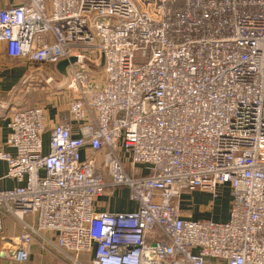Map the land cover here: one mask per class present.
I'll return each mask as SVG.
<instances>
[{"label": "built area", "instance_id": "1", "mask_svg": "<svg viewBox=\"0 0 264 264\" xmlns=\"http://www.w3.org/2000/svg\"><path fill=\"white\" fill-rule=\"evenodd\" d=\"M0 40L38 77L76 57L68 115L16 109L0 148L14 260L41 241L73 264H264V0H17ZM195 190L225 220L183 217ZM125 192L134 208L98 209Z\"/></svg>", "mask_w": 264, "mask_h": 264}, {"label": "crops", "instance_id": "2", "mask_svg": "<svg viewBox=\"0 0 264 264\" xmlns=\"http://www.w3.org/2000/svg\"><path fill=\"white\" fill-rule=\"evenodd\" d=\"M15 2L17 0H0V9ZM47 70L55 78L62 79L64 77V79L60 80L61 83L58 82L57 86L52 85V89L51 87L45 89L44 92L50 93L42 97L38 90L43 88L35 83L40 78L35 70V64L10 57L7 54L6 42L0 40V148L13 151V148L6 145V140L10 132L8 123L12 112L16 109L44 105L46 108V124L49 128L68 115L67 100L69 95L66 91L68 69L62 70L57 64L56 66L48 67ZM30 73L35 76L32 77L31 81L23 85L25 77ZM59 89H61L60 93ZM6 172L7 163L0 159V176H2L0 178V190L10 188L16 184L14 179L4 176ZM97 205L99 210L106 208L128 210L135 207L132 202L127 201L122 204L124 207L120 208L119 201L115 197L111 198L108 195L100 196ZM179 207L183 217L186 218L204 219L209 216L216 217L211 206V195L205 191L195 190L185 193L179 200ZM29 219H32V217H29ZM2 220L0 264H73L56 249L45 247L41 241H35L31 245L30 256L26 262L21 263L14 260L12 255L17 247L16 238L21 232V227L9 217H4ZM91 256L89 253L84 252L79 255V258L83 262H88Z\"/></svg>", "mask_w": 264, "mask_h": 264}, {"label": "rangeland", "instance_id": "3", "mask_svg": "<svg viewBox=\"0 0 264 264\" xmlns=\"http://www.w3.org/2000/svg\"><path fill=\"white\" fill-rule=\"evenodd\" d=\"M136 54H137V58L138 59H143L144 57H143V55H142V52L141 51H138V52H136ZM93 59V63L94 64H91V66L93 67V70L94 71H97V72H100L101 71V69H102V59H100L99 58V54H95V56H94V58H92ZM47 73H48V70L46 71ZM42 73L41 74V76H40V78H38V79H41L42 80V82H40V81H38L37 82V80H36V84H38V86H41L43 89H39L38 91H40V95L42 96V97H45V96H47L50 92H44L45 91V89H47L48 87H51V89H52V85L53 86H57V84H58V82H60V80H63L64 79V77H62V79H59L58 77H54V79H55V82L54 83H50V84H46L45 83V78H46V76H47V73ZM65 82H66V80L64 81V84H65ZM33 83H34V80H33ZM61 83V82H60ZM63 83V82H62ZM49 133H46L45 135H44V142L46 143V144H48V142H49ZM122 193H123V191H122ZM113 198V197H112ZM128 196H127V193L125 192V194L123 195V196H121L120 197V195H117L116 197H115V199L116 200H118L119 201V207L120 208H123L124 206L122 205L124 202H127V201H129L128 200ZM218 204H219V206L221 207H218L217 205H215V210L216 211H218L217 212V215H216V217L215 216H213V217H208V218H213V219H218V220H225V218H226V214H227V211H225V206H226V196H224V197H222L220 200H218ZM203 215V214H202ZM204 219H206V218H204Z\"/></svg>", "mask_w": 264, "mask_h": 264}, {"label": "water", "instance_id": "4", "mask_svg": "<svg viewBox=\"0 0 264 264\" xmlns=\"http://www.w3.org/2000/svg\"><path fill=\"white\" fill-rule=\"evenodd\" d=\"M76 61V57L72 56L69 59H65L62 60L58 63V67L62 70H65L67 68V66L71 63V62H75Z\"/></svg>", "mask_w": 264, "mask_h": 264}]
</instances>
